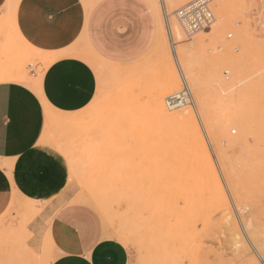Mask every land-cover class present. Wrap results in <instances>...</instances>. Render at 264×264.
<instances>
[{
  "label": "rangeland",
  "instance_id": "1",
  "mask_svg": "<svg viewBox=\"0 0 264 264\" xmlns=\"http://www.w3.org/2000/svg\"><path fill=\"white\" fill-rule=\"evenodd\" d=\"M145 1L157 29L142 46L111 58L85 53L96 99L72 114L46 109L43 140L67 161L65 190L51 202L0 190V264H51L50 222L66 207L94 214L125 246L129 264H258L264 256V0H213L214 23L190 36L175 17L190 0ZM8 36L0 66L12 72L2 74L37 92L26 66L39 63L41 74L48 58ZM171 98L176 104L168 106ZM197 99L217 135L207 132ZM183 108L193 113L203 145L190 144Z\"/></svg>",
  "mask_w": 264,
  "mask_h": 264
},
{
  "label": "crops",
  "instance_id": "2",
  "mask_svg": "<svg viewBox=\"0 0 264 264\" xmlns=\"http://www.w3.org/2000/svg\"><path fill=\"white\" fill-rule=\"evenodd\" d=\"M7 2H0V54L12 45L11 33L19 44L53 59L41 74L36 72L39 63L26 66L31 80L39 82L37 92L27 83L0 81V190L51 202L65 190L70 175L65 157L43 140L46 109L59 114L84 109L83 101L97 89L85 53L111 58L128 46L140 47L157 21L145 0H16L10 9ZM10 72L0 66V74ZM68 80L75 85L73 99L63 87ZM49 238L51 264H129L125 246L81 208L57 211Z\"/></svg>",
  "mask_w": 264,
  "mask_h": 264
},
{
  "label": "bare ground",
  "instance_id": "3",
  "mask_svg": "<svg viewBox=\"0 0 264 264\" xmlns=\"http://www.w3.org/2000/svg\"><path fill=\"white\" fill-rule=\"evenodd\" d=\"M226 19V17L224 16V18H223V20H222V22H224V20ZM220 26V25H219ZM221 33V32H220ZM179 34H180V32H179ZM211 34L213 35L214 34V31H210V32H205V35H207V36H211ZM216 39V38H215ZM53 59V58H52ZM52 59H50V60H48L47 61V63L45 64V66L44 67H46L50 62H51V60ZM184 78V77H183ZM16 79H17V76L16 75H11V74H0V81H16ZM35 80H37V79H35ZM1 83V82H0ZM38 80L37 81H35V87L36 88H38ZM200 95H201V93H200ZM202 97V96H201ZM200 97V98H201ZM198 98H199V96H198ZM202 99V98H201ZM201 99H200V102H202L201 101ZM173 105H175L176 104V102H175V99L173 98ZM199 101H198V99H197V102H196V104H194L195 105V107L194 108H196L195 110H197V114H199L200 115V117H201V119L204 121V125L206 126V130H207V132L210 134V135H217L218 134V131H219V128H218V126H215V125H213L212 123H211V117H210V123L209 122H207V121H205V117L207 118V114H208V110L207 111H205L207 108H205V106H204V104H203V106H204V108H202V103H200ZM167 105L168 106H172V104H170L171 102H168L167 101ZM197 106V107H196ZM163 110V109H162ZM166 109L164 108V110H163V112L165 111ZM182 112H183V114L184 115H186V112H187V135L190 137L189 139L191 140V138L192 139H195V141H200V143L198 142V144L201 146V145H203V140H202V137H201V134H200V131H199V128H198V125H197V123H196V121H195V119H194V116H193V113L191 112V110H189V109H187V108H183L182 110H181ZM167 112V111H166ZM176 112H178V110L176 111ZM182 112H180L179 114H181ZM207 112V113H206ZM210 112V111H209ZM206 113V114H205ZM176 114V113H175ZM175 114L174 115H171L170 114V116H175ZM178 113H177V115L178 116H180ZM183 114H182V116H183ZM205 115H207V116H205ZM205 116V117H204ZM209 116H210V114H209ZM208 116V117H209ZM185 118V117H184ZM181 119V118H180ZM209 119V118H208ZM218 119V118H217ZM217 119H216V121H217ZM227 119H228V121L227 122H230L232 119H231V117H227ZM207 120V119H206ZM219 120V119H218ZM68 122V121H67ZM71 123V122H70ZM228 124H233V123H228ZM228 126V125H227ZM225 127H226V125H225ZM224 129V128H223ZM237 140V139H236ZM194 141V140H193ZM197 142H196V144H197ZM192 143V140H191V142H190V144ZM198 145V147H200ZM190 146H192V145H190ZM193 147L195 148V144H193ZM204 147H202V149H203ZM195 149H198L197 147L195 148ZM201 149V147L199 148V151L201 152L202 150H200ZM203 150H205V149H203ZM198 151V150H197ZM207 151V150H206ZM205 152V151H204ZM203 151H202V153H204ZM206 153V152H205ZM191 154H189V152L187 153V157H188V160L189 161H191L192 162V157L194 158V162L195 161H197V159L195 160V157H194V155L192 156V157H189ZM207 159H206V162H205V169H207L208 171H210V170H212V163L210 162V160L208 159V157H207V155L205 156ZM191 162L190 163H188V164H191ZM196 163V162H195ZM198 164V163H197ZM190 165H188V167H189ZM204 167V163L201 165V167ZM199 167V166H198ZM203 167L201 168V169H203ZM204 169V170H205ZM200 170V169H199ZM204 170H202L203 172H204V174H203V172H202V176H209V177H212L211 175H209L208 173V175H205V171ZM206 170V171H207ZM201 171V170H200ZM199 171V172H200ZM224 172H225V174H226V176L228 177V179H229V182H230V184H231V186H230V188H232V192L233 193H236V186H235V182H234V180H233V176H232V173L230 172V170L229 169H227V168H225V170H224ZM212 173V172H211ZM210 173V174H211ZM213 175V174H212ZM202 176H200V177H202ZM214 176V175H213ZM188 177H190L189 175H188ZM226 177V178H227ZM203 178V177H202ZM213 178H215V177H213ZM211 179L210 178V180H212L213 181V183H214V185H215V187H216V189H219V195L218 196H220L221 198H225V196H223L224 194L222 193V191H221V189H220V187H219V184H218V182H217V180H215V179ZM205 179V178H204ZM203 179V180H204ZM202 180V181H203ZM208 180V177H206V182H204V183H206L205 184V186H206V188H208L209 187V189H210V184H209V181H207ZM187 181H189V178H188V180ZM208 182V183H207ZM188 183V182H187ZM207 184H209V185H207ZM187 186H188V184H187ZM208 186V187H207ZM209 189H207L208 191H210ZM212 191V190H211ZM203 192V191H202ZM213 192H214V190H213ZM211 193V195L213 194L212 192H210ZM214 194L215 195H212L213 196V198L215 199V196H216V193L214 192ZM209 198H210V196H209ZM216 200H217V202H221V200L220 201H218V199L216 198ZM225 200V199H224ZM223 201V200H222ZM225 202V201H224ZM246 228H247V226H246ZM244 231V230H243ZM246 231H247V229H246ZM251 231V230H250ZM252 232V231H251ZM251 232H250V235H252L251 234ZM253 236V235H252ZM248 243H250V245H252V243L248 240ZM252 250L254 251V253L256 254V255H258L259 256V253H258V251H257V249L252 245ZM260 257V256H259Z\"/></svg>",
  "mask_w": 264,
  "mask_h": 264
},
{
  "label": "built area",
  "instance_id": "4",
  "mask_svg": "<svg viewBox=\"0 0 264 264\" xmlns=\"http://www.w3.org/2000/svg\"><path fill=\"white\" fill-rule=\"evenodd\" d=\"M213 0H190L175 11L176 20L182 31L190 36L210 27L215 16L212 10ZM173 99L168 102L173 105Z\"/></svg>",
  "mask_w": 264,
  "mask_h": 264
},
{
  "label": "snow or ice",
  "instance_id": "5",
  "mask_svg": "<svg viewBox=\"0 0 264 264\" xmlns=\"http://www.w3.org/2000/svg\"><path fill=\"white\" fill-rule=\"evenodd\" d=\"M0 2H2V0H0ZM68 94V98L69 99H73L74 98V88H75V85H74V82L71 81V80H68L64 86H63ZM96 99L95 96H91L83 101V107L84 108H87L94 100ZM223 179V177H222ZM225 188H227V185L225 184ZM258 264H264V256H262L259 261H258Z\"/></svg>",
  "mask_w": 264,
  "mask_h": 264
}]
</instances>
